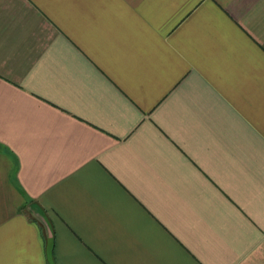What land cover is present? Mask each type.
<instances>
[{
  "label": "crops",
  "instance_id": "1",
  "mask_svg": "<svg viewBox=\"0 0 264 264\" xmlns=\"http://www.w3.org/2000/svg\"><path fill=\"white\" fill-rule=\"evenodd\" d=\"M0 264H264V0H0Z\"/></svg>",
  "mask_w": 264,
  "mask_h": 264
}]
</instances>
